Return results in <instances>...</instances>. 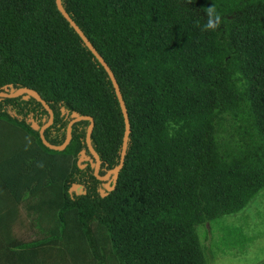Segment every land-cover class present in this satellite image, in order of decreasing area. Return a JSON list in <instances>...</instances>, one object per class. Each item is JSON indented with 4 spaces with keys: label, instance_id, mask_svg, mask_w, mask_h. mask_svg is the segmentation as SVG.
<instances>
[{
    "label": "trees",
    "instance_id": "1",
    "mask_svg": "<svg viewBox=\"0 0 264 264\" xmlns=\"http://www.w3.org/2000/svg\"><path fill=\"white\" fill-rule=\"evenodd\" d=\"M62 4L120 86L125 162L102 196L90 163H77L88 120L54 150L29 121L44 123L43 104L3 98L0 264H209L214 223L264 188V0ZM209 13L220 16L214 29L202 27ZM7 84L50 105L53 144L72 112L93 116L101 167L119 163L125 122L113 83L55 0H0V91ZM74 183L86 193L70 192Z\"/></svg>",
    "mask_w": 264,
    "mask_h": 264
},
{
    "label": "water",
    "instance_id": "2",
    "mask_svg": "<svg viewBox=\"0 0 264 264\" xmlns=\"http://www.w3.org/2000/svg\"><path fill=\"white\" fill-rule=\"evenodd\" d=\"M56 5L58 10L62 13V15L69 21V23L73 26V28L76 30V32L80 35L81 39L85 43V45L91 50V52L95 55V57L98 59V61L102 64V66L106 69L116 92V95L118 97L121 110L124 116V122H125V130H124V135H123V142H122V148L120 152V160L119 163L111 168L108 169L107 172L103 175L100 174V167H101V159L99 157V154L95 150V148L92 145V140H91V135L93 132V128L95 125L94 117L91 115L87 114H80L76 111L72 112L71 114V120L69 121L66 129V138L61 144H52L50 143L45 135L44 131L46 128H48L54 121V112L50 105L43 99V97L37 92L35 89L30 88V87H20V88H14L12 84H7L4 86L3 90L0 91V101L5 98V97H18V96H23L25 99H28L29 97H33L39 102L43 104L45 109L47 110L49 116L48 119H45V122L42 126H40L35 120L30 119L32 122V127L39 130L41 139L43 143L54 150H64L67 145L70 143L72 139V126L74 123L81 121V120H88L90 123L87 127L86 131V144H87V149L89 153L87 152L86 149H82L80 152V157L78 158V165L80 168H84L87 163L89 162L91 167H93V172L94 175L104 183V186L100 188V193L102 196L106 195L109 191L113 190L115 188L119 172L124 166L125 162V155L127 152V144H128V139H129V134L131 131V125H130V120H129V114H128V109L125 103V100L123 98L120 86L117 82V79L115 77L114 72L106 62V60L103 58V56L96 50V48L93 46L91 41L88 39L86 34L83 32V30L79 27V25L72 19V17L69 15V13L65 10L62 0H55ZM62 111L64 112V109L62 108ZM85 161V162H84ZM84 162L83 164H81ZM75 191L77 193L80 192H86V190H83V187L79 183H74L71 188L70 192Z\"/></svg>",
    "mask_w": 264,
    "mask_h": 264
},
{
    "label": "rangeland",
    "instance_id": "3",
    "mask_svg": "<svg viewBox=\"0 0 264 264\" xmlns=\"http://www.w3.org/2000/svg\"><path fill=\"white\" fill-rule=\"evenodd\" d=\"M214 224L206 241L212 245L209 264H264V188L242 211Z\"/></svg>",
    "mask_w": 264,
    "mask_h": 264
},
{
    "label": "clouds",
    "instance_id": "4",
    "mask_svg": "<svg viewBox=\"0 0 264 264\" xmlns=\"http://www.w3.org/2000/svg\"><path fill=\"white\" fill-rule=\"evenodd\" d=\"M211 8V7H210ZM219 21H220V16H219V14H216L214 17L212 16V14L211 13H209V19H208V21H207V23L206 24H204L202 27L203 28H205V29H214L215 27H216V25L219 23ZM48 116H49V114H48ZM72 118V117H71ZM30 119H33V120H35L34 118H29V121L31 122V120ZM45 119L46 118H44V122H45ZM48 119V118H47ZM71 120V119H70ZM36 121V120H35ZM95 121V120H94ZM37 122V121H36ZM54 122V121H53ZM38 123V122H37ZM39 124V123H38ZM44 124V123H43ZM42 124V125H43ZM53 124V123H52ZM51 124V125H52ZM40 125V124H39ZM42 125H40V126H42ZM50 125V126H51ZM31 126H32V122H31ZM49 126V127H50ZM33 128V127H32ZM33 129H35V128H33ZM47 129V128H46ZM45 129V130H46ZM72 129H73V126H72ZM35 130H37V129H35ZM39 131V130H38ZM40 133V132H39ZM44 135H45V131H44ZM41 137V136H40ZM46 137V136H45ZM47 139V138H46ZM91 140H92V138H91ZM51 143V142H50ZM53 144V143H52ZM58 145V144H57ZM69 145V144H68ZM83 149H85V148H83ZM86 150H87V152L89 153V151H88V149L86 148ZM81 152V151H80ZM81 155V154H80ZM80 155H79V157H80ZM78 157V158H79ZM77 163H78V160H77ZM89 163V162H88ZM87 163V164H88ZM81 164H83V162L81 163ZM115 167V166H114ZM107 169H109V168H107ZM111 169V168H110ZM100 171H101V168H100ZM99 171V172H100ZM101 175H103V174H101ZM102 182V181H101ZM81 185V184H80ZM83 187V186H82ZM83 190H85L84 188H83ZM99 191H100V189H99ZM80 193H84V192H80ZM86 193V192H85Z\"/></svg>",
    "mask_w": 264,
    "mask_h": 264
},
{
    "label": "flooded vegetation",
    "instance_id": "5",
    "mask_svg": "<svg viewBox=\"0 0 264 264\" xmlns=\"http://www.w3.org/2000/svg\"><path fill=\"white\" fill-rule=\"evenodd\" d=\"M84 162H85V161H84ZM84 162H83V163H84ZM100 168H101V170L103 169V171H104L103 174H105V173L107 172V170H108V169H106V168H102V167H100ZM104 183H105V182H101L99 189H100L102 186H104Z\"/></svg>",
    "mask_w": 264,
    "mask_h": 264
}]
</instances>
